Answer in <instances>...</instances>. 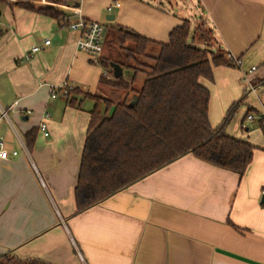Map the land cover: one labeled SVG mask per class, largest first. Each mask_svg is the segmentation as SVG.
<instances>
[{
    "label": "crops",
    "instance_id": "0c3cea01",
    "mask_svg": "<svg viewBox=\"0 0 264 264\" xmlns=\"http://www.w3.org/2000/svg\"><path fill=\"white\" fill-rule=\"evenodd\" d=\"M137 1L161 20V28L137 33L166 42L183 19L160 4ZM197 1L208 18L199 21L215 46L240 61L236 68L214 67L213 82H204L209 122L217 126L245 94L225 132L256 148L250 166L240 177L188 154L79 214L73 190L95 104L84 94H102L100 69L76 49L79 32L68 24L78 15L71 7L52 4L66 17L57 21L0 5V114L6 111L0 138L18 153L0 162V256L49 264H264V120L252 129L243 124L248 115L249 121L264 117V0ZM111 3L80 0V15L101 24L102 7L113 25L115 8L106 11ZM114 25L129 27L123 18ZM33 46L40 50L32 53ZM251 67L248 89L241 76ZM63 84L80 93L68 98L60 90L51 98L50 86ZM42 120L47 137L38 130ZM31 129L37 132L28 149L24 136Z\"/></svg>",
    "mask_w": 264,
    "mask_h": 264
},
{
    "label": "trees",
    "instance_id": "16d2710c",
    "mask_svg": "<svg viewBox=\"0 0 264 264\" xmlns=\"http://www.w3.org/2000/svg\"><path fill=\"white\" fill-rule=\"evenodd\" d=\"M33 1L40 0H19L8 5L57 21L66 19L56 8L38 6ZM42 1L55 5L63 2ZM115 26H111L115 30L113 43L124 55L116 61L99 56L97 63L110 70L109 63L113 62L120 65L123 72L130 73L128 79L122 75L109 80L102 74L99 80L101 86L123 94L122 101L84 94L95 104L89 112L73 190L74 214L97 205L188 154L242 177L256 148L228 135L225 129L243 104L245 94L232 103L221 122L212 127L208 118L210 91L204 85V82H213L214 67L236 68L232 57L218 47L210 52L193 45L190 22L186 19L168 33L166 42ZM260 83H264V78ZM77 92L80 93L77 89L68 91V98L79 94ZM131 99L134 101L128 105ZM74 102V99L69 100L70 105ZM262 120L264 117L259 122ZM36 132L31 129L25 134L26 148L32 147ZM0 264L49 263L4 254L0 256Z\"/></svg>",
    "mask_w": 264,
    "mask_h": 264
},
{
    "label": "rangeland",
    "instance_id": "374dc122",
    "mask_svg": "<svg viewBox=\"0 0 264 264\" xmlns=\"http://www.w3.org/2000/svg\"><path fill=\"white\" fill-rule=\"evenodd\" d=\"M4 1L7 3H13L12 1H19V0H4ZM150 1H152L156 6H159V4L162 5L163 7L168 9L171 13H173L175 16L182 19H186L192 23L190 24L191 27L190 35L193 37V45L208 50L210 52L215 51L217 49V47L213 42L210 32L205 27L204 23L202 21H199V17L203 19L205 18L207 20L208 18L206 17V13L201 10V5L198 4L197 0H148V2ZM2 3L5 4L4 2H0V5H2ZM140 3L141 2L137 0H120L119 6L116 7L112 13L113 15L116 16L115 21L111 22V24L113 25H108V23L105 21V15L103 12L105 10L102 7L99 8L98 20L101 21V25L104 27L103 37L101 41L103 46V51L100 57H106L111 61L112 60L116 61L121 59L122 55H124L122 49L118 45H115L113 43V34H114L113 31H115L114 28L116 27L114 23H116L121 18L126 19V24L129 26L128 29L130 30L132 29L134 32L136 31V33L137 32L146 33L147 28L152 30L161 28L160 26L161 20L157 17L159 15L153 10H151V8H149L148 6ZM48 5H50L49 7H53V5L50 3H48ZM111 26L114 28H111ZM69 30L75 32L72 29ZM212 30H214L213 27ZM95 64L97 65L96 67L100 69V75L107 73L105 76L106 78H108L109 80H112L114 78L111 74L112 72L111 68L110 70L109 69L105 70L98 63ZM129 73L130 72L128 70H124L123 77L125 79H128ZM138 79H140V77ZM98 97L108 98L114 102H119L123 100L124 96L123 94L117 91H113L105 87L102 94ZM127 103L128 105H131L132 99L129 100ZM101 104L102 103L99 104L100 107ZM252 114L255 115V112L253 111ZM243 124L244 127H248L252 129L254 127H259L260 122L257 117H254L252 121H249L245 118Z\"/></svg>",
    "mask_w": 264,
    "mask_h": 264
},
{
    "label": "built area",
    "instance_id": "2783aa9c",
    "mask_svg": "<svg viewBox=\"0 0 264 264\" xmlns=\"http://www.w3.org/2000/svg\"><path fill=\"white\" fill-rule=\"evenodd\" d=\"M80 0H63L62 3L58 5V7L67 8L71 7L72 10L78 15V19L74 23L68 24V29H72L74 31L79 32V36L75 41L76 49L80 52L87 53L93 57V61L97 62L98 57L101 55L103 51L102 46V37L104 32V27L96 22V21H86L80 15L79 9ZM120 0H112V3L107 7L106 11L110 13L113 8L119 6ZM74 5V6H73ZM44 45L49 44V40H44ZM40 48L38 46H33L31 48V52L35 53L39 51ZM229 56V55H228ZM27 57V56H26ZM230 57V56H229ZM235 65L240 66V61L238 59H234ZM255 70V67H251L249 70L242 73L241 80L248 89H252V85L250 84V80L248 75L251 74ZM107 73L104 75L106 76ZM62 90L65 95L67 92L72 90L70 86L63 84L59 87H51L49 88V93L51 98L56 97V92ZM47 114L44 115V118H47ZM6 117V111H2L0 114V119ZM248 120L252 119L251 115L246 117ZM38 130L43 134L44 137L49 135L47 131L46 121L42 120L38 125ZM17 151L8 150L6 147V142L3 138H0V162L6 159L8 156L15 157L17 156ZM262 195L264 196V191H262Z\"/></svg>",
    "mask_w": 264,
    "mask_h": 264
},
{
    "label": "water",
    "instance_id": "95a60500",
    "mask_svg": "<svg viewBox=\"0 0 264 264\" xmlns=\"http://www.w3.org/2000/svg\"><path fill=\"white\" fill-rule=\"evenodd\" d=\"M106 19L109 21H112L114 19V17L112 15H110V17H106ZM109 67L112 70V76L114 78H118V77L122 76V67L120 65L113 63V62H110ZM133 101H134V99H133ZM133 101H132V103H133ZM261 202H263V201H261Z\"/></svg>",
    "mask_w": 264,
    "mask_h": 264
}]
</instances>
